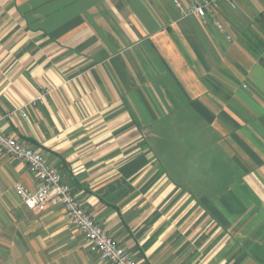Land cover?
<instances>
[{"label":"crops","instance_id":"crops-1","mask_svg":"<svg viewBox=\"0 0 264 264\" xmlns=\"http://www.w3.org/2000/svg\"><path fill=\"white\" fill-rule=\"evenodd\" d=\"M180 1L0 0L1 125L138 264H264V0ZM39 183L0 148V264H108Z\"/></svg>","mask_w":264,"mask_h":264},{"label":"built area","instance_id":"built-area-1","mask_svg":"<svg viewBox=\"0 0 264 264\" xmlns=\"http://www.w3.org/2000/svg\"><path fill=\"white\" fill-rule=\"evenodd\" d=\"M175 1L185 11L181 1ZM220 1L222 0H197L187 12L196 13L204 18L208 12L218 8ZM223 1L231 6L235 5V0ZM218 24L222 27L220 22ZM1 120L2 117H0V148L25 162L40 179L35 190H28L22 184L16 185L22 202L33 209L43 208L49 202L62 205L71 221L85 234L90 246L100 253L102 260L108 264H138L72 192L70 186L63 181L59 169L50 164L41 151L26 144L19 137L5 132Z\"/></svg>","mask_w":264,"mask_h":264}]
</instances>
